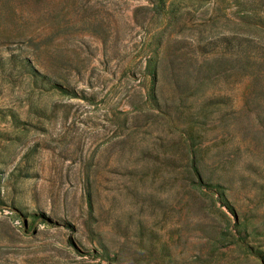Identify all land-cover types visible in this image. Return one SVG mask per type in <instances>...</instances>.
Instances as JSON below:
<instances>
[{
  "label": "rangeland",
  "instance_id": "obj_1",
  "mask_svg": "<svg viewBox=\"0 0 264 264\" xmlns=\"http://www.w3.org/2000/svg\"><path fill=\"white\" fill-rule=\"evenodd\" d=\"M0 264H264V0H0Z\"/></svg>",
  "mask_w": 264,
  "mask_h": 264
},
{
  "label": "trees",
  "instance_id": "obj_2",
  "mask_svg": "<svg viewBox=\"0 0 264 264\" xmlns=\"http://www.w3.org/2000/svg\"><path fill=\"white\" fill-rule=\"evenodd\" d=\"M51 85H52V86L59 87V88H61V89L64 90V91L70 92L69 89L63 87L62 84H61L60 82H58V81H51ZM196 172H197L198 176H199L200 179H201V177H202V175H201V171L196 170Z\"/></svg>",
  "mask_w": 264,
  "mask_h": 264
}]
</instances>
